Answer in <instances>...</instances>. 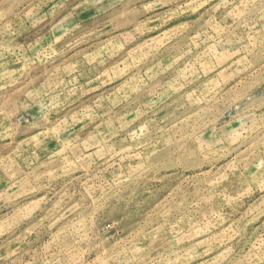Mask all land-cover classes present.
<instances>
[{"label": "rangeland", "instance_id": "rangeland-1", "mask_svg": "<svg viewBox=\"0 0 264 264\" xmlns=\"http://www.w3.org/2000/svg\"><path fill=\"white\" fill-rule=\"evenodd\" d=\"M0 264H264V0H0Z\"/></svg>", "mask_w": 264, "mask_h": 264}]
</instances>
